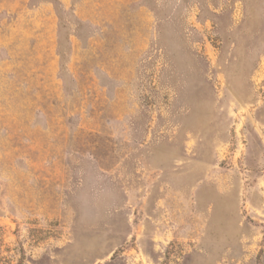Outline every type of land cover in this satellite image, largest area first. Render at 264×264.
<instances>
[{
	"label": "rangeland",
	"instance_id": "374dc122",
	"mask_svg": "<svg viewBox=\"0 0 264 264\" xmlns=\"http://www.w3.org/2000/svg\"><path fill=\"white\" fill-rule=\"evenodd\" d=\"M0 264H264V0H0Z\"/></svg>",
	"mask_w": 264,
	"mask_h": 264
}]
</instances>
